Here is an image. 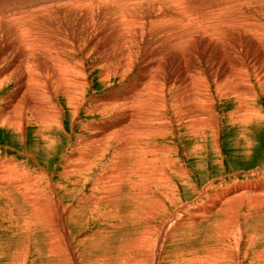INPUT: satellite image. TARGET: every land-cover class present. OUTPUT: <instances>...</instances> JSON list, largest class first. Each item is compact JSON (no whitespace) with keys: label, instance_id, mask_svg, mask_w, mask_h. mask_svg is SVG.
Instances as JSON below:
<instances>
[{"label":"rangeland","instance_id":"obj_1","mask_svg":"<svg viewBox=\"0 0 264 264\" xmlns=\"http://www.w3.org/2000/svg\"><path fill=\"white\" fill-rule=\"evenodd\" d=\"M232 2L239 4L237 12L244 10L247 17V9L253 8L254 0H164V2L163 0H0V36H2L0 37V79L8 77L9 74L12 76L0 89V110L6 111L7 101L15 98L14 90L19 88L16 85L21 84V74L26 65L22 63V56L26 55L27 51L24 53L23 49L16 48L12 44L22 34H24L22 39L28 40L32 45L36 41L34 45L41 48L36 50L38 52L29 60L31 65L26 67L28 72H33L32 74L35 72L39 76L46 77L48 81L51 79L49 76L54 73H51L54 62L45 60L49 58L44 50L48 41V49L58 47L51 51L50 55L53 54V58L63 53L67 43L68 47L85 49L81 56L76 55L81 62L75 64L76 67H82L87 74L89 90L85 96V109L89 105L94 108L95 99L102 100L115 96L117 98L118 94H128L127 90L131 91L135 86H139L140 75L149 67L152 68L150 75L156 83L155 90L162 86L157 95L165 99L162 111L165 121L161 131L164 134L150 139L154 146L153 152L151 151L148 157L149 164L146 165V175L149 178L148 188L146 187L145 191L147 199H139L141 201L139 203V200H129L122 196L119 201L115 199L114 203H104L99 207L100 210H94L93 213L88 208L86 198L95 197L99 193H92L93 189L95 191L93 183L99 179L107 163L109 164V158H105L101 167L99 160L96 162L92 159V166L83 170L80 180L75 179L74 176L81 173L79 167L86 164L82 161V157H86L92 147L86 143L93 133L89 126L97 125V128L99 126L103 128L105 115L85 117L83 110L75 119V126H72L71 111L65 108L64 132L54 134L53 137H56L54 139L49 138L52 140L49 151L34 136L35 132L31 129L24 134V138L17 132V128L0 125V264H69L55 235V229L68 250L65 249L70 264L73 262V264H150L152 260L153 264H156L155 259L158 261L157 264H264V213L258 212L253 217L243 218L245 212L249 210L242 209L239 212L238 230L235 231V228L233 233L227 234L225 227L228 222L224 216L229 210L228 206H224L222 212L208 215L209 217L200 214L199 221L194 222V225L187 224L186 221L197 208L206 206L207 200L201 201V198L211 192L209 184L212 182H214L213 190L229 188L234 183L260 182L257 179L259 174L256 172L264 171V94L258 95L255 101H250L254 111H259L261 117L248 125V131L250 128L253 131L249 134L236 122L233 124L230 118L235 117L231 116V110L238 107L234 99L231 96L230 100L225 99V96L220 98L209 76L206 80L203 79L206 77L203 74L213 71L216 67L219 60L217 53L219 54L220 51L218 48L222 44L227 43L226 41L234 47H238V41L244 44L245 37L241 34H233L236 32L234 30H230L232 34L227 33L223 36L221 32L222 37L219 38L222 39L220 38L219 42V38H216L217 33L211 35L210 31L208 32V29L219 27L221 22L227 23L235 16L233 10L235 11L236 8L231 10L228 7ZM173 12H176L175 16L178 18L179 15L187 14L188 19L193 23H187L186 18L168 20L170 13ZM162 15H166L167 19ZM259 15H263L264 19V11ZM18 16L20 18L28 16V18L26 20L24 18L25 22L22 20L24 22L22 24L21 20L16 22L20 23L19 26L13 23L17 28L13 24L8 25L7 19ZM28 19L33 23L27 21ZM149 19L154 23L153 26L148 23ZM202 19L206 22H202L203 25L198 30L200 25L198 22ZM216 22L217 26H211L216 25ZM25 23L30 29L25 28ZM20 25H22V33L17 36L16 33L21 32ZM16 29L19 31L17 32ZM25 29L29 30L26 36ZM33 29L38 31L34 30V33ZM183 29L186 34L183 33ZM136 31H139V34L133 35V39L130 34ZM29 34L34 39H29L30 37H27ZM141 34L144 35L142 42L139 41V37L143 36ZM145 34L148 36L146 37ZM174 34L177 37H186L188 41L175 46ZM56 37L62 39L61 43ZM210 37L215 45L210 43L204 49ZM39 38L43 39L38 41ZM149 41L151 44H148ZM242 50L244 56L251 53L249 49L242 48ZM18 56H21L20 61L22 60L19 63L16 61ZM125 58L131 60V63L128 62L130 66L124 67V71L128 73L125 80L113 79L106 85L100 82L99 76L102 73L110 75L111 71L120 72L119 66ZM148 60L150 63H147ZM221 67L217 68L216 83H219L225 72L229 70V67L224 69ZM199 70L203 71L200 73ZM186 73L193 74L192 79L186 76ZM46 78L41 82H47ZM30 87L31 92L37 86ZM206 87H209V94L206 92ZM229 87L233 88L228 85ZM195 88L204 90L206 94L191 91ZM255 92L264 91L256 88ZM203 99L216 109L218 112L216 119L219 123L215 130H211L212 132L209 128L188 131V128L193 129L192 126L197 125L199 120L197 117L188 118V112L196 114V106L201 105ZM28 100L29 95L19 104L20 108H26ZM175 102L182 106H174ZM202 108L206 109L205 105ZM16 117L20 119L21 115L18 114ZM75 138L77 141L80 139V142L70 148L69 143L76 141ZM87 165L88 163L85 166ZM179 168L180 171L183 169L184 172L190 171L186 172L188 176L186 175L185 179L177 175ZM74 180L81 183L73 184ZM97 191H99L98 187ZM261 198L264 203V196ZM67 231L72 234L70 238L67 236ZM232 234L235 237H232ZM226 254L229 255L228 260H224Z\"/></svg>","mask_w":264,"mask_h":264},{"label":"bare ground","instance_id":"obj_2","mask_svg":"<svg viewBox=\"0 0 264 264\" xmlns=\"http://www.w3.org/2000/svg\"><path fill=\"white\" fill-rule=\"evenodd\" d=\"M234 1H236V0H234ZM163 2H164V0H163ZM88 3H90V2H88ZM169 3H170V1H169ZM226 3H228V2H226ZM94 4H95V2H94ZM252 4H253V8L247 9V17H246V12H243L244 10H240L242 12H240V11L237 12L239 4H235L234 2H232V4H230L228 7L231 10L236 8L235 11L233 10V12H235V16L231 17L230 21L227 23L221 22L219 27H215L213 29L211 28L212 30L208 29V32L210 31L209 33H211V35H212V33H214V34L217 33L216 38H219V36H221L222 33H223L222 36L224 34H227V33L232 34L231 31L234 30L236 32L233 34H241L242 36L245 37V40H244L243 45H242L241 41H238L237 42L238 47H234V45H229L228 41H226L227 43L222 44V46L218 48L220 51H218L219 54L217 53L219 60L217 62L216 67L214 68V70L212 69L213 71H209V72H206V74H203V76L206 75V77L203 78L204 80H206V78L208 76L212 80L213 84L215 85L214 88L216 90V93L220 98H223L225 96L226 97V98L224 97L225 99L228 98L230 100L231 97H232V99H234V101H235L234 103H236L238 105V107H236L234 110H231L232 111V112H230L231 116H235V117H230V118H232L233 124H235L234 122H236V124L243 127L249 134L253 131L251 130V128L248 131V128H247L248 125H251L253 120H255L256 118L261 117L260 114L258 113L259 111L258 112L254 111V108L251 106L252 104L250 103V101H252V100L255 101V99L257 98L258 95L264 94V92H259V93L255 92L256 88H258V90H260V91H264V19H263V15H259L260 13H263V11H264V8H263L264 7V0H254V3H252ZM169 6L170 5H168V7ZM248 6L249 5H247V7ZM92 7H93V5H92ZM221 7H220V9H221ZM226 7H227V5H226ZM83 8H85V7H83ZM167 10H169V8ZM167 10H166V12H167ZM177 10L179 11V9H177ZM256 10L261 11V12L258 13ZM171 11H169V12H171ZM175 13L174 12L172 14L170 13L171 16L168 17L169 18L168 20H171V19L174 20V18H178L177 16H175L176 15ZM236 13H238V14H236ZM177 14H179V13H177ZM184 15H179L178 19L183 20L184 18H186L187 23H193L191 20L188 19L187 14H184ZM189 15H190V13H189ZM85 16H82V17H85ZM223 16H224V14H223ZM18 17H16V18L10 17L9 20L7 19L8 25L15 23L17 26H19L18 24H20V23L22 24V22L23 21L25 22V20L28 18V16H27V18H26V16L23 18L19 17V19H18ZM163 17H165V19H167L166 15ZM220 17L223 20L222 16H220ZM24 18H25V20H23ZM226 18H224V20ZM29 20L31 22V19H28L27 21H29ZM32 20H34V19L32 18ZM18 21H20V23H16ZM45 21L49 22L48 20H45ZM216 21H217V19H216ZM202 22L203 23L206 22L205 19H202L200 22H198V24H200V25H198V30L201 29L200 26L203 25ZM31 23H33V22H31ZM148 23L151 24L150 26H153V24H154L150 19H149ZM15 24H13V25H15ZM39 24H40V22H39ZM131 24L132 23H130V26H131ZM185 25H187V24L185 23ZM217 25H218V23L216 25H211V26H217ZM17 26H16V28H17ZM21 26L22 25H20V28H21ZM27 26H28V24H26L25 28H27ZM38 27L40 29V26H38ZM126 28L129 29V27H126ZM27 29H30V26ZM121 29H122V27H121ZM123 29H125V28H123ZM16 30H17V32L19 31L18 29H16ZM34 30L38 31V29H33V32H34ZM184 30L185 29H183V33L186 34ZM198 30L196 29V31H198ZM20 31L21 32L19 34L16 33V31H15L17 36L22 33V28L20 29ZM24 31H25V36H26L27 35L26 32H28L29 30L26 31V29H25ZM139 31L138 32L137 31L132 32L130 34V36L133 37V35L139 34ZM202 31H200V32H202ZM150 32H147V34ZM200 32H197V33H200ZM238 32H241V33H238ZM218 34H220V35H218ZM23 35L24 34H22V36ZM141 35H143V34H141ZM209 35L210 34H208V36ZM22 36L20 38L19 37L16 38L15 43L12 45H15L16 48L23 49L25 51L24 53H26V51H27L26 55L22 52L24 55L22 56L23 61L21 60L22 63L24 62L26 64L25 70L23 71V74H21V78H20L21 84L16 85V86H19V88L14 90L15 91V98H13L11 101H7L4 98L7 101L8 105L5 107L6 111L0 110V125L8 127V128L13 127V129L17 128L18 129L17 132L19 134H21L22 137H24L25 136L24 134H27L29 132V130L31 129L32 131L35 132L34 136L37 137L38 140L45 145L46 150L49 151L50 146H52L51 145L52 140H49V138L53 137L54 134H59L61 132H64V124L66 121L65 108H68L71 111V113H70L71 118L73 117L71 120L72 126H75V122H76L75 119L78 118V116L80 115V112L83 110H84L83 114L85 117H91V116L102 117L105 115L106 118L103 119V122H104L103 128H102V126H99V128H97V125L96 126H94V125L89 126V129L93 133H92V136H90L91 139H88L86 143H88L92 147L90 148V152L87 154V156L82 157V161H84L86 164L88 163V165L87 166H85L86 164L81 165L82 167H79V169H81V173L74 176L75 179L80 180L81 177L83 176L82 175L83 170L92 166L93 160H95V161L99 160V167H101L104 164L105 158L106 157L109 158V164L107 163L104 170L102 171V174L99 176V179L97 178L98 180H96V182L93 183L94 187H95V191L93 189L92 193H94V192H96V193L99 192V193H97L95 197L86 198L87 204H89L88 208L91 210V213H93L94 210H96V211L100 210L99 207L101 205H103L104 203L109 204V203L115 201V199H117V201H119L120 197H122V196L124 198L129 199V200H136V201L139 199H147V197H145V193H146L145 191H146V187H147V179L149 180V178H147L148 176L146 175V165L149 164L148 163L149 162L148 157H149V154L151 153L152 148L154 146V145L152 146L153 141L151 142L150 139L152 137H156V136H161V135L163 136L164 132H161V131L163 129L162 125L164 124V121H165L164 120L165 115L162 112L163 107H164L163 102L165 99L161 98L162 96L157 95L158 93H160V91L158 92V90L162 86H159L158 89L155 90L156 83H155L154 78L151 77V75H150L152 68L150 69L148 64H146L149 68L144 73H142V75H140L141 80L138 81L139 86L138 87L135 86V89H131V91L127 90L129 92L128 94H126V95L125 94H121V95L118 94V97H117L118 99L115 98L116 96L110 97V98H104L102 100H96V99L94 100L93 99L94 100L93 104L95 105L94 108L91 105H89L88 108L85 109L84 108V105L86 104L85 96H86L87 91L89 90V83H87V80H86L87 74L84 73V69L82 67L79 68V67H76V65H75L76 63L81 62V61H78V58L76 57V55L80 54L79 56H81L82 51L85 49L81 50V48H79V47L77 48L75 46H69L68 47V43H67V44H65L67 46H65V47L63 46L64 47L63 53L58 54V56L53 58L54 57L53 54L52 55H50V54H51L52 49L55 48L56 46L53 47L51 44V47H53V48L48 49V44H49L48 42L49 41L46 43V41L42 40L43 42H45L47 44V45H45V47L47 46L46 47L47 49L44 47L43 48L45 50V53H47L46 56L49 57L48 59H45V60H49L50 62L52 60L54 62L53 66H52V67H54V69L53 68H52V70L50 69L51 73L54 72L53 73L54 75L52 74V76H49V78H51L49 81L45 77L47 79V82L42 83L43 82L42 80L45 79L43 76H39V74H35V72H34V74H32L33 72L32 73L28 72V68H26V67H29V64H30L29 60L31 58L33 59V55H35V53L38 52L36 50H39L41 48L38 47L37 45H34V44H36L35 43L36 41L33 40L34 43H33V41H31L33 43V45L29 44V41L27 40L28 41L27 42L26 39L25 40L22 39ZM145 36H146V34H145ZM174 36H175V41H176L175 43L176 44L175 43H173V44L175 46H180V44L181 43L183 44L184 41L185 42L188 41V40L186 41V37H179V36L177 37V35H175V34H174ZM215 36L216 35H213V37H215ZM229 36H227V37H229ZM0 37H2V36H0ZM27 37H30V34ZM132 37H130V38H132ZM143 37H144V35L139 37L140 42H142V40L144 39ZM32 38L30 37L29 39H32ZM220 38H219L218 42L222 39V38L221 39ZM41 39H43V38H41ZM41 39L38 41H41ZM47 39H49V38H47ZM57 39H59V41ZM57 39L56 40L58 42H60V40H62L61 38H57ZM133 39H134V37H133ZM89 41H87V42H89ZM11 42L9 44H11ZM54 42L56 43V41H54ZM73 42L75 43V40H73ZM51 43H52V41H51ZM206 43L207 44H206V46H204V49H206L210 43L213 44L212 38L210 37V40L206 41ZM148 44H151V42L149 41ZM137 45H138V43H137ZM213 45H215V43ZM42 46H44V44ZM95 46H97V45H95ZM124 46H126V44H124ZM155 46H153V47H155ZM81 47H82V45H81ZM56 48H58V47H56ZM123 48L125 49L126 47H123ZM242 48H246V49L251 50L250 55L247 54V56L246 55L244 56L242 53V51H243ZM210 50H211V48H210ZM19 52L21 53V51H19ZM244 52L246 54V51H244ZM57 53H59V51ZM29 54H30V56H29ZM124 54L127 55L128 53H124ZM28 56H29V58H28ZM20 58H21V56L20 57L18 56V59L16 60L17 63H19ZM40 60H42V59H40ZM128 62L131 63V60H127L126 58L123 60V63L121 64V66H119V67H121L120 72H117V70L115 72L111 71V72H109V73H112L110 75H108V74L104 75L102 73L101 76H99V78L101 77L100 82H102L106 85V83H109L113 79L119 78V80H120V78H121L120 81L125 80L126 75L128 73L124 71V67L125 66L127 67V65L129 64ZM147 63H150V61L148 60ZM79 65L81 66V64H79ZM100 66H99V68L103 67V66H101V67ZM128 66H130V65H128ZM104 67H107V66L104 65ZM115 67H116V65H115ZM218 67L219 68L221 67L223 69H224V67H229V70H227V72H225L223 79L219 83H216L215 79L217 78V73H218L217 68ZM30 68H32V67H30ZM211 68H213V66ZM45 71H47V70H44V72ZM202 71L199 70L200 73ZM200 73H198V75ZM43 75H45V74L43 73ZM192 75L191 74L188 75L186 73V76L190 77V79H192ZM3 76H5V75H3ZM10 76H11V74H9L8 77H3V79H0V89L2 88L3 84L8 83L7 80L12 77V76L11 77ZM31 85H36L37 87H35V88L32 87V88H34L33 89L34 91L32 90L30 92L29 88H31L30 87ZM228 85H230L233 88H230V87L228 88ZM208 88L209 87H206L207 94H209ZM220 88H222V89H220ZM191 91H196L197 94H201V93L206 94V92H204V90H200L199 88L191 89ZM28 95H29V100L27 102V105L25 106L26 108H24V109L20 108L19 104ZM103 96H105V95H103ZM208 96H210V95H208ZM181 98H182V95H181ZM181 98L179 100H181ZM210 98H208V99L210 100ZM203 100H204L203 102L200 101L201 105L199 104V106L198 105L196 106V109H197L196 114H195V112L191 113L190 111L189 112L187 111L189 113V114L187 113L188 118H196V117L199 118V120H198L199 123L197 122V125L195 124L194 126H192L193 129L188 128L189 129L188 131L192 130V132H193V130L197 129V128H205V129L209 128L210 131L215 130L217 127V124L219 123V120L216 119V117L218 116L217 115L218 112L216 111V109L214 107H212V105L207 100L206 101H205V99H203ZM165 103L167 104V102H165ZM173 105L179 106L178 104H176V102ZM204 105H205L206 109L202 108V107H204ZM180 106H182V104H180ZM226 106H227V104H226ZM254 106H256V105H254ZM257 106H258V104H257ZM181 112H183L182 109H181ZM118 113H121V115H118ZM18 114L21 115L20 119H19V117L18 118L16 117V116H18ZM99 121L101 122L102 119H100ZM229 122H228V124H229ZM190 123H192V121ZM185 126H183V127H185ZM86 130H87V128H86ZM54 138H56V137H53V139ZM81 138H82V136H81ZM75 140L76 141H71L69 143L70 148L73 147L75 144L80 142V139H78V141H77V138H75ZM77 149H78V147H77ZM156 149H158V148H156ZM77 152L79 153V151H77ZM96 154H98V155H96ZM192 155H193V152H192ZM94 167H95V165H94ZM0 168H1V166H0ZM5 168L6 167H4V169ZM71 169H72V167H71ZM180 169L181 168L177 169V171H179L177 175L181 179H183V178L185 179L186 175L188 176V174H186V172H190V171L185 170L186 172H184L183 168H182L183 169L182 171H180ZM67 171L72 172L73 170H67ZM148 172H149V170H148ZM44 173H45V171H44ZM256 173L259 174L257 176V179H259L260 182H253V183L247 182L246 184H244L243 182L239 183V184L234 183V185H232L229 188H224V189H219V190H215V189L213 190L212 189V187H213L212 183H214V182L209 184V185H211V188H210L211 192L207 193V194L204 193L205 195L201 198V201L207 200L208 203L206 204V206H203L202 208H197V210L194 208V210H196V212L192 213L191 215H189V217H187L188 218L186 220V221H188L187 224H193L194 225L196 223V221L198 220V218L201 216L200 214H202V216H204V217L208 216V215L210 216V214H212V213L214 214V213L220 212L224 206H228V208H229L228 212L225 214V216L223 215L225 217V220L228 222V223H226L227 226L225 227V234H227V233H233L235 228H236L235 231L238 230L239 219H240L239 212L242 209L244 211H245L244 208L249 210V211L245 212V214L243 215V218L248 217V216L253 217L258 212L264 213V203H263V200L261 198V196H264V176H263L264 171L260 170V171H257ZM150 174H151V172H150ZM0 175H1V173H0ZM71 175H72V173H71ZM67 178H68V176H67ZM75 183L80 184L81 182H78V181L73 182V184H75ZM97 187L99 188V191H97ZM205 191H206V189H205ZM253 198H256V199L254 201H249ZM86 200H84V201H86ZM117 201H116V203H117ZM139 203H141V201ZM179 204H181V203H179ZM200 205L201 204H199V206ZM191 208H193V207H191ZM62 220H63V218H62ZM240 230L241 229H239V231ZM65 233H66V231H65ZM67 233H68V235L67 234L66 235L69 236V238H70L72 235L71 232L67 231ZM55 235L58 237V239H59L58 242H60V244L63 248L62 252L65 253L67 261L70 264L68 255L65 251L66 246H64V244L62 243L59 235L56 232V229H55ZM232 237H235V236H233V234H232ZM59 248H61V247H59ZM69 249H70V244H69ZM228 256L229 255L226 254V256L224 257V260H228ZM75 258H76V256H75ZM155 260H156V264H157L158 261H157V259H155ZM150 264H153V260L151 261Z\"/></svg>","mask_w":264,"mask_h":264}]
</instances>
